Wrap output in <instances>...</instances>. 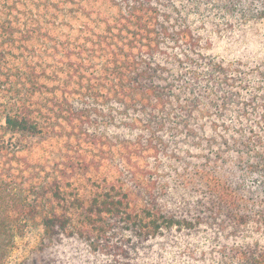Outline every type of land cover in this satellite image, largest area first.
Returning a JSON list of instances; mask_svg holds the SVG:
<instances>
[{"label":"trees","instance_id":"1","mask_svg":"<svg viewBox=\"0 0 264 264\" xmlns=\"http://www.w3.org/2000/svg\"><path fill=\"white\" fill-rule=\"evenodd\" d=\"M255 43L264 0H0V264H264Z\"/></svg>","mask_w":264,"mask_h":264},{"label":"rangeland","instance_id":"2","mask_svg":"<svg viewBox=\"0 0 264 264\" xmlns=\"http://www.w3.org/2000/svg\"><path fill=\"white\" fill-rule=\"evenodd\" d=\"M262 32H258L261 36ZM250 46V43H247ZM256 45V43H255ZM254 45V46H255ZM257 49H261L263 52L264 48L260 47L259 44L256 45ZM263 50V51H262ZM39 242V236L36 232L28 233L25 237L21 238L17 241L15 245V250L13 252L14 258L24 259L28 258V260H32V262H36V264H53L55 262H71L75 260L80 255L84 253V246L76 241L67 240L60 247L54 248L50 255H45L43 258L36 257L37 245ZM81 257V256H80ZM41 260H45V262H40Z\"/></svg>","mask_w":264,"mask_h":264}]
</instances>
